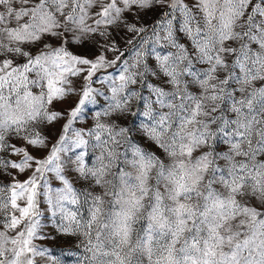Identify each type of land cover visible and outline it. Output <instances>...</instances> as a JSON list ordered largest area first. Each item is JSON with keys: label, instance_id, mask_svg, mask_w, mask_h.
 <instances>
[{"label": "snow or ice", "instance_id": "1", "mask_svg": "<svg viewBox=\"0 0 264 264\" xmlns=\"http://www.w3.org/2000/svg\"><path fill=\"white\" fill-rule=\"evenodd\" d=\"M264 264V0H0V264Z\"/></svg>", "mask_w": 264, "mask_h": 264}, {"label": "rangeland", "instance_id": "2", "mask_svg": "<svg viewBox=\"0 0 264 264\" xmlns=\"http://www.w3.org/2000/svg\"><path fill=\"white\" fill-rule=\"evenodd\" d=\"M69 264H71V261L69 262Z\"/></svg>", "mask_w": 264, "mask_h": 264}]
</instances>
